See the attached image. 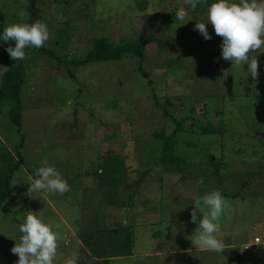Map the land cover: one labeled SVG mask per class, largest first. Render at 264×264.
I'll list each match as a JSON object with an SVG mask.
<instances>
[{"label": "rangeland", "instance_id": "rangeland-1", "mask_svg": "<svg viewBox=\"0 0 264 264\" xmlns=\"http://www.w3.org/2000/svg\"><path fill=\"white\" fill-rule=\"evenodd\" d=\"M214 2L192 10L184 0H149L145 12L146 0L38 1L50 34L44 45L70 63L85 58L98 37L116 44L150 38L168 43L163 53L150 44L144 72L137 58L85 67L37 54L26 59L20 130L10 105L0 106V155L23 161L12 183L14 196L0 210V264H16L11 249L29 210L42 212L58 233L54 264L74 250L77 264H106L89 257L79 235L119 224L134 231V256L111 264H264L262 246L245 249L256 238L264 241V45L253 81L247 65L234 67L222 58V38L211 24V40L195 30L197 22L207 23ZM181 6L184 21L175 20ZM0 9L7 25L21 22V10L28 22L24 0H0ZM18 63L0 45V87ZM154 101L176 118H165ZM176 121L184 123L175 137V154L183 162L167 165L155 135H171ZM209 126L215 132H202ZM43 159L70 191L27 195L29 177L37 178ZM118 163L127 184L115 188L107 171ZM6 166L0 157V171ZM214 189L230 205L218 238L232 248L220 252L196 249L187 239L198 227L190 215L195 198Z\"/></svg>", "mask_w": 264, "mask_h": 264}, {"label": "clouds", "instance_id": "clouds-1", "mask_svg": "<svg viewBox=\"0 0 264 264\" xmlns=\"http://www.w3.org/2000/svg\"><path fill=\"white\" fill-rule=\"evenodd\" d=\"M192 10L197 4H206L207 0H184ZM21 22L7 25L0 40L13 41L14 47L6 51L10 58L16 61L27 59L25 49L28 47H43L49 39L46 23L37 20L33 23L23 22L27 13H18ZM187 12L181 6L176 12L175 20L184 21ZM211 24L215 34L222 38V58L232 62L233 66L247 65V72L253 81H258L259 60L258 50L264 45V0H217L207 9V23L197 22V30L205 40H211L207 25ZM255 87V85H253ZM41 166L35 170V179L31 176L27 195L33 193L63 195L70 191L67 180L50 166L47 159L40 161ZM158 170V169H157ZM194 210L191 212V222L197 224L191 236L187 237L194 247L203 251L220 252L224 243L218 238L220 220L223 213L229 209V202L222 192L214 189L194 200ZM206 209V211H205ZM198 210L203 213L198 219ZM19 235L11 252L18 256L16 264H54L58 249V233L52 225L44 222L42 212L27 211L23 222L19 225ZM75 250L63 258L62 264H77Z\"/></svg>", "mask_w": 264, "mask_h": 264}, {"label": "trees", "instance_id": "trees-1", "mask_svg": "<svg viewBox=\"0 0 264 264\" xmlns=\"http://www.w3.org/2000/svg\"><path fill=\"white\" fill-rule=\"evenodd\" d=\"M38 1L39 0H24L29 15L27 23H33L37 20L41 21V10L38 7ZM147 6L148 0H146V5L141 10L145 11ZM6 26L4 14L0 9V35H2ZM151 43H157L160 46V53H163L168 42L150 38L124 44H116L106 37H98L94 40L93 46L87 56L72 63L64 61L54 50L47 48L45 45L40 48L28 47L25 51L27 58L31 54L44 55L56 59L59 64H71L76 67H85L94 62L120 61L128 58H137L141 62L140 70L144 72L142 70V63L148 56V47ZM0 45L6 50L9 46L14 47V42H4L0 40ZM25 61L26 59L20 60L17 65L9 68L5 72L0 87V106L2 107L5 104L10 105L11 121L19 127V130L22 128L23 124V101L21 92L26 79ZM144 76L147 75L144 73ZM154 105L157 109L158 107L162 109V105L157 101H154ZM162 110L165 111V118H176L167 108H163ZM176 123V127L171 135H155V138L163 143V160L167 165L180 164L183 162V159L175 154V137L178 132L184 131V123L182 121H176ZM214 130L215 128L213 126H209L204 128L202 132L213 133L215 132ZM21 146L22 145L17 148L18 151H20ZM10 156L12 160L9 158ZM0 157L8 164V166L0 171V210H2L4 203L14 196L12 193V183L15 173L20 169L23 161L22 159L16 161L12 155L8 156L7 154H1ZM112 166L113 168L107 171L111 185L118 188L127 184V178L122 177V175L124 176L125 167L120 163ZM102 172H105L104 168ZM4 211L8 212L7 209H4ZM79 236L82 237L80 239L89 252V257L94 261L111 264L113 259L134 256L135 235L131 226L121 224L103 228L98 226L95 231L88 235L83 236L80 234ZM258 254L259 253L254 256Z\"/></svg>", "mask_w": 264, "mask_h": 264}, {"label": "built area", "instance_id": "built-area-1", "mask_svg": "<svg viewBox=\"0 0 264 264\" xmlns=\"http://www.w3.org/2000/svg\"><path fill=\"white\" fill-rule=\"evenodd\" d=\"M251 246H255V247L262 246L264 248V241H262L260 238H256L254 240V243L252 245H246L245 249L246 250H251Z\"/></svg>", "mask_w": 264, "mask_h": 264}, {"label": "crops", "instance_id": "crops-1", "mask_svg": "<svg viewBox=\"0 0 264 264\" xmlns=\"http://www.w3.org/2000/svg\"><path fill=\"white\" fill-rule=\"evenodd\" d=\"M148 3H149V0H148ZM148 9H149V4H148V6H147V8H146V10H145V12H147L148 11ZM82 242V241H81ZM82 244V243H81ZM246 244V243H245ZM244 244V245H245ZM82 246H84V245H82ZM225 248H229V249H231L232 248V246H228V247H224V249ZM252 249V248H251ZM228 250V249H227ZM257 251L255 250L254 252H252V253H256ZM230 256H231V254H230ZM235 260V259H234Z\"/></svg>", "mask_w": 264, "mask_h": 264}]
</instances>
